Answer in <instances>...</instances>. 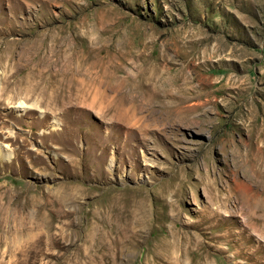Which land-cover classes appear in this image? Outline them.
Here are the masks:
<instances>
[{
  "label": "rangeland",
  "instance_id": "rangeland-1",
  "mask_svg": "<svg viewBox=\"0 0 264 264\" xmlns=\"http://www.w3.org/2000/svg\"><path fill=\"white\" fill-rule=\"evenodd\" d=\"M0 145V264H264V0H0Z\"/></svg>",
  "mask_w": 264,
  "mask_h": 264
},
{
  "label": "bare ground",
  "instance_id": "bare-ground-1",
  "mask_svg": "<svg viewBox=\"0 0 264 264\" xmlns=\"http://www.w3.org/2000/svg\"><path fill=\"white\" fill-rule=\"evenodd\" d=\"M51 3H52V0H45V5L48 6ZM51 21L52 19H45L43 21V25L46 26V31L43 35H41L39 39L41 48L47 46L50 40H51L52 45L56 46L59 43H61V41L65 39L66 37V35L64 34L65 32L64 27H60V28L50 27ZM142 86H141L142 88L141 91L145 93V96H143V98L147 100V103L149 105L155 106L156 101H158L155 99H159V96L163 94L162 91L160 89L153 91L150 88L149 84H144ZM174 89L177 90V87H175ZM114 91L119 96L129 95L134 99H139L142 97L141 95L134 94L130 89H125L124 85L118 86V88L115 89ZM178 91L179 90L175 91L174 94H177ZM103 93H104V90L103 91L100 90V94L102 95ZM182 94L183 93L179 95V98L180 99L186 98V96ZM170 95L172 96V94ZM24 103H25L24 101H20V104H22V107L25 105ZM168 103L169 105L166 104L167 105L166 109L169 111H172V112L176 111L178 105L180 106L179 109L182 108L181 106L182 102H180L178 105H175V102L173 100L168 101ZM2 146L3 145H0V154L2 155V157H5V158L10 157L11 154L7 153L4 150L5 148H2ZM249 203L251 206L250 219L253 221V223L256 226H258L264 231V198H258L257 196L252 194L249 197ZM169 236H170L169 239H162L155 248L157 252L162 250L168 253L169 260L166 262V264H212L210 261H207V259L204 258L205 254H204L203 248L201 247V243L199 241H195V242L189 241L184 236H180L175 231L173 233L171 232ZM181 246L182 247L186 246V247L182 249L183 251L179 255L177 254V251ZM97 255H98V249L97 250L95 249L93 256L96 257ZM188 255L190 256L189 262H187L186 260V257ZM216 264H220V263H216Z\"/></svg>",
  "mask_w": 264,
  "mask_h": 264
}]
</instances>
